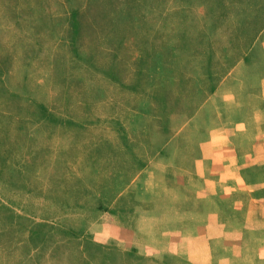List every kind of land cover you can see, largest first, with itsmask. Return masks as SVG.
I'll return each mask as SVG.
<instances>
[{"label":"rangeland","instance_id":"obj_1","mask_svg":"<svg viewBox=\"0 0 264 264\" xmlns=\"http://www.w3.org/2000/svg\"><path fill=\"white\" fill-rule=\"evenodd\" d=\"M226 95L264 104V0H0V264L229 263Z\"/></svg>","mask_w":264,"mask_h":264},{"label":"crops","instance_id":"obj_2","mask_svg":"<svg viewBox=\"0 0 264 264\" xmlns=\"http://www.w3.org/2000/svg\"><path fill=\"white\" fill-rule=\"evenodd\" d=\"M226 97V104L221 105L218 116L222 125L208 139V151L204 153L207 163L204 170H200L203 172L202 188L206 195L214 193L230 202L231 208H243L240 209L242 215L235 210L230 216L239 220L235 223L238 241L234 246V255L230 256V262L226 264H232V261L234 264H264V192L258 193L260 188L264 191V176L260 179L262 184H258L249 181L243 172L244 168L251 165L259 166L264 171V104L236 99L232 103L231 95ZM220 224L224 228L228 227L226 223ZM245 231L250 234L247 240ZM200 234V249L204 252L202 260L209 264L214 235L206 231ZM200 234L191 239L197 241ZM188 257L197 264L202 263L197 250H193L192 256L188 254Z\"/></svg>","mask_w":264,"mask_h":264}]
</instances>
